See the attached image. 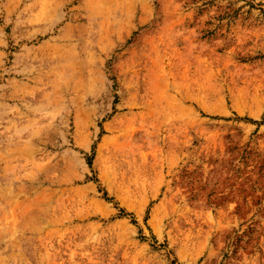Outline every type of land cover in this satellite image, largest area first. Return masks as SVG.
Here are the masks:
<instances>
[{
	"label": "rangeland",
	"instance_id": "374dc122",
	"mask_svg": "<svg viewBox=\"0 0 264 264\" xmlns=\"http://www.w3.org/2000/svg\"><path fill=\"white\" fill-rule=\"evenodd\" d=\"M0 264H264V0H0Z\"/></svg>",
	"mask_w": 264,
	"mask_h": 264
},
{
	"label": "bare ground",
	"instance_id": "6f19581e",
	"mask_svg": "<svg viewBox=\"0 0 264 264\" xmlns=\"http://www.w3.org/2000/svg\"><path fill=\"white\" fill-rule=\"evenodd\" d=\"M134 135V134H133ZM122 137V136H121ZM123 139V137L121 138ZM129 139V138H128ZM125 140V139H124ZM131 141V140H130ZM129 142V141H128ZM130 143V142H129ZM125 145V144H124ZM125 147V146H124ZM119 149V148H118ZM120 150V149H119ZM122 152V151H121ZM115 153V152H114ZM130 153V152H129ZM123 154V153H122ZM131 155V154H130ZM125 156V155H124ZM114 160V159H113ZM110 162V161H109Z\"/></svg>",
	"mask_w": 264,
	"mask_h": 264
}]
</instances>
